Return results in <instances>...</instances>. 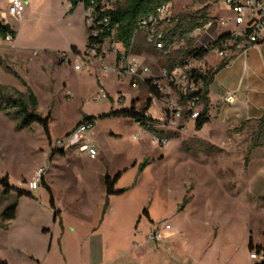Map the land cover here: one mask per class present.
I'll return each mask as SVG.
<instances>
[{
    "label": "rangeland",
    "instance_id": "374dc122",
    "mask_svg": "<svg viewBox=\"0 0 264 264\" xmlns=\"http://www.w3.org/2000/svg\"><path fill=\"white\" fill-rule=\"evenodd\" d=\"M30 2V15L24 13V21L19 22L6 10V0H0L1 21L6 20L19 36L14 46L0 38V87L13 98L26 95L30 87L38 99L37 114L51 116L49 136L39 124L18 130L17 122L0 111V179L7 177L10 185L27 188L40 165H45L47 174L39 190L24 198L9 229L3 228L0 217V257L8 264L260 262V255L259 260L250 259L249 242L264 245V159L249 168L244 162L257 124L227 132L226 125L214 118L196 129L183 114L175 126H164L166 104L155 100L154 117L150 116L168 143L161 146L159 139L129 119L104 116L113 108L130 107L133 99L143 108L150 97L145 81L118 78L112 69L104 73L105 64L117 66L115 55L114 62L106 63L82 56L85 63L93 62L80 71L75 70V58L66 65L54 62L44 49L54 46L61 34L72 31L84 49L80 17L70 12V0ZM113 2L115 7L124 0ZM206 6L210 19H228V27L234 29V14L224 4L212 6L206 0H174V22ZM217 34L212 30L159 51L140 32L130 56L135 49L151 52L153 56H145L141 63L151 68L153 76H160L179 50L199 47ZM112 43L104 46L108 53L113 51ZM208 59L219 60L213 55ZM98 76L107 92L101 101ZM84 115L95 118L93 134L102 147V159L91 160L75 145L74 160L59 147L82 124ZM237 134H242L241 139L231 138ZM118 172L115 189L124 192L110 196L105 209L102 177L107 174L112 179ZM45 185L60 210L56 216ZM16 196L5 194L0 183V216ZM166 225L172 233L167 245L148 240L153 228Z\"/></svg>",
    "mask_w": 264,
    "mask_h": 264
},
{
    "label": "built area",
    "instance_id": "2783aa9c",
    "mask_svg": "<svg viewBox=\"0 0 264 264\" xmlns=\"http://www.w3.org/2000/svg\"><path fill=\"white\" fill-rule=\"evenodd\" d=\"M206 1L215 6L224 4L234 14L236 22L234 29L227 33V38L221 39L220 37L223 35L218 36L217 34L216 37L211 36L210 41L201 43L199 47H194L206 51L207 55L202 58L191 57L183 65L177 66L171 71L164 69L160 76H153L150 67L136 60H131L130 53L132 48L129 51L125 50L123 45L117 40L118 25L110 27L111 19L106 13L115 8L113 6V0H102L99 6L92 5L89 9L85 10V23L91 42L89 49L82 56H85L89 60H102L114 54L116 56L117 66H108L105 64L104 68H102L104 73L112 69L114 73L117 72L118 78L123 79L126 76H130L144 80L145 82L150 80L151 86L161 96L160 100H155L164 101L166 104L163 109L165 116L164 126H175L183 114H186L191 121H196L199 119L203 110L202 99L206 90L204 78L208 76L210 71H214L206 63V57L213 55L222 60H227L234 55L237 49L246 51V48L243 46L244 43L254 45L264 39V0ZM27 4V0H12L8 6V12L16 19H21ZM229 22L230 20L228 19L221 18L220 20H212L209 18L204 26L196 28L180 40L187 38L189 42H192L198 36L205 35L209 31L215 30L218 33L221 27L228 26ZM173 23L175 22L171 12V3L161 5L146 18L140 20L135 37L138 33L143 32L149 45L156 50L164 51L171 49L180 41L176 40L169 46H166L164 41L165 31ZM99 39L101 41L97 42ZM6 41L12 42L13 39L8 36ZM109 43H112L111 48L113 51L108 53L104 49V46ZM81 57L76 59L75 70L77 71L87 66V63ZM64 60L66 61V57H64ZM106 96L107 92L104 88H101L98 91V100L101 101ZM233 100L234 96L231 94H228L225 98L227 103H231ZM92 128L93 126L91 124L82 123L76 131L59 142V147L66 151L75 147V145H79L80 152L86 153L91 160L97 159L98 151L94 144L87 138ZM158 143L161 146H166L167 140L161 139ZM46 174V168H40L34 178L28 182V190L33 192L38 191L42 179ZM170 229V225L164 226L163 229L153 228L147 238L150 242L160 244ZM250 258L255 261L259 260L260 257L256 252H253Z\"/></svg>",
    "mask_w": 264,
    "mask_h": 264
},
{
    "label": "trees",
    "instance_id": "16d2710c",
    "mask_svg": "<svg viewBox=\"0 0 264 264\" xmlns=\"http://www.w3.org/2000/svg\"><path fill=\"white\" fill-rule=\"evenodd\" d=\"M101 1L102 0H70V12H74L80 4L84 5L85 9H89L92 5H95L97 7L99 6ZM173 1L174 0H124V3L117 4L113 10L106 13L108 16H110L111 19L110 27H115L116 25H118L117 40L123 45L125 50L129 51L133 47V41L140 20L153 13L159 6L172 3ZM208 20V6L202 8V10L198 12L187 14L184 17L178 19L177 22H175L165 31L164 41L166 43V46L171 45L176 40L184 38L188 33L193 32L196 28L204 26L208 22ZM16 35V31L10 25L0 22V38L3 41H6L8 36H10L14 40L16 38ZM227 37L228 34H224L220 38L225 39ZM100 41V39L97 40V42ZM90 42L91 38L88 37L87 50L89 49ZM72 52L75 54H79L76 48H74ZM177 53V57H175L174 59H169L168 70L170 71L177 66L183 65L184 62L191 57L202 58L207 55L205 50L193 48L191 46L187 47L186 49L179 50ZM64 61L65 60L62 59L61 63H63ZM227 63L228 62L224 61L217 70L213 72L210 71L208 73V76L204 78L206 90L205 95L202 99L203 110L199 119L195 121L196 129H201L206 123L210 121V100L208 98L209 86L214 80L215 73L221 68L225 67ZM7 69L10 68L7 67ZM145 83L152 97L146 101V104L142 109L138 110L136 108L135 101H133L130 108L111 111L104 116L127 118L130 121L140 125L141 127H144L154 138L159 140L165 139L163 132L158 131L155 128V124L157 123V121L147 114L151 107L152 99L160 100V93L151 86L150 80H147ZM37 106L38 99L30 87H27L26 95H23L21 98H13L12 96L3 94L2 88L0 87V111L5 112L7 116L17 122L16 128L18 130L31 129L33 125L39 124L44 128L47 136H49V121L51 116L48 115L46 117H42L38 115ZM82 123H89L94 127L95 118L93 116H86ZM180 129H183V127L181 126ZM236 130H239V128ZM174 135L177 136V134ZM263 147L264 116L257 123L256 133L252 139L251 145L248 148L247 156L245 158V164L248 162L252 150ZM120 177L121 172H118L112 179L109 176H106L104 178V186L106 191L105 209L108 207V199L110 196L124 192V190L115 189V185L117 184ZM0 183L4 186L5 194L15 192L17 195L15 201L10 204L0 216L3 223L2 226L6 229L9 223L14 221L17 217V207L19 205V199L21 197H32V194L28 190L10 185L7 177L0 179ZM46 188L50 193V205L54 210L56 216L59 214V211L55 208L53 193L47 186ZM144 214L148 215L146 210L144 211ZM249 250L251 252L256 251V253L261 256L259 260L260 262H258L257 264H264V245L254 246L252 244V240H250ZM0 264L8 263L0 257Z\"/></svg>",
    "mask_w": 264,
    "mask_h": 264
},
{
    "label": "crops",
    "instance_id": "0c3cea01",
    "mask_svg": "<svg viewBox=\"0 0 264 264\" xmlns=\"http://www.w3.org/2000/svg\"><path fill=\"white\" fill-rule=\"evenodd\" d=\"M11 1L12 0H6V10H8V6H9ZM27 1H28V4H27V7H26L24 13L27 12V15L28 14L30 15L31 11L28 10V7L31 5V2H30V0H27ZM211 5L215 6L213 4H211ZM0 10H1V7H0ZM85 10L86 9H85L84 5H82V4H80L75 10V14L77 16L79 15L80 21H81L80 28H81V32L84 36V39H83V44L85 46L84 49L82 50L79 47L78 43L75 41V36L73 35L72 31L67 32V34L66 33L61 34L55 40V42L53 44L54 46H52L50 48L47 47L44 49V52L47 54L48 57H53L54 62H57L58 64L66 65L68 63H71L72 58L77 59L78 57H81L82 55L85 54V52L87 50V42H88V31H87V27H86V23H85ZM72 17H73V15L70 16V18H72ZM24 19H25V15L23 14V17L21 19H18V21L21 22V21H24ZM235 20H236V18H235ZM0 22H3L5 24L10 25L6 20L1 21V19H0ZM10 26L12 27V25H10ZM228 26H225L223 29H220V31L218 32V36L227 34L228 32L232 31V29L229 28ZM18 41H19V36L17 34L16 38L12 42H7V43H11L12 46H14ZM134 42H135V38H134L133 44H134ZM243 46L246 48V51H244L243 49H237L235 51L234 55L227 60H221L219 58V60L217 62L213 63V62L209 61V59H208L209 55L206 57V63H208V65L211 68H213L214 71L217 70L218 67L224 61L228 62L225 67L221 68L220 70H218L215 73L214 80L211 83V85L209 86V93H208V98L210 100V106H209L210 120L215 118V119H218L219 121H221L223 124L226 125L227 132H229L231 130L238 129L243 124L249 123V124L255 125L264 116V39L257 44L248 45V43H244ZM74 48H76V50L79 52V54H75L72 52V50ZM139 50L135 49V53L131 56V58H133V60L141 62V60L143 58H145V56H151V57L153 56V54L151 52L146 53V52H140ZM39 54H40L39 51L35 52V56H38ZM64 57H66V61L61 63V60L64 59ZM114 57H115L114 54L108 56L105 60V63L108 60H111L112 62H114L115 61ZM92 62L87 63V65H91ZM112 64L113 63H111V65ZM98 81L100 82L101 87L104 88V86L101 84V80L99 79V76H98L97 83H99ZM149 94H150L149 98H151L152 95L150 92H149ZM228 94H231L234 96V100L231 103H227L225 101V98ZM108 97H110L109 94H108ZM110 98L114 101V99L112 97H110ZM133 101H135V103H136V99H133L132 102ZM156 103L157 102L155 101V99H152L151 107L147 113L148 115L153 116V111L156 107L155 106ZM131 105H132V103H131ZM131 105H130V107H131ZM130 107H128V108H130ZM136 108L138 110H140L137 107V105H136ZM115 110H121V109H114L113 108L111 111H115ZM86 116H90V115H84L83 120ZM83 120H82V122H83ZM191 122H195V121H191ZM94 128H95V126L89 131L87 138L90 140V142L92 144H94V146L96 147V149L98 151V156H100L99 158L102 159L103 158L101 156L102 155V150H101L102 147L100 146L98 140L96 138H94V134H93ZM241 136H242V134H237L231 138L238 137V139H241ZM63 151L66 152V154L68 155L67 157L73 156V159L75 160V150L74 149H72V150L70 149V150H66V151L63 150ZM97 159H98V157H97ZM97 159H95V160H97ZM263 159H264V147L254 149L251 152L250 157L248 159V162L245 165H247L249 168L255 162H261V161H263ZM44 167H45L44 164L40 165L35 170V173L40 168H44ZM106 176H108V175L106 174ZM106 176L103 175V177H102V184H103L104 188H105L104 178ZM19 186H20V188L23 187L20 184H19ZM22 189L28 190V188H22ZM28 191L33 196V191H30V190H28ZM53 197H54V195H53ZM24 198H26V197H21L19 199V205L17 207L16 219L19 216V211H20V208L22 206V202H23ZM54 202H55V198H54ZM55 208L57 209L56 204H55ZM58 211L60 214V210H58ZM16 219L14 221H16ZM148 220L150 222H152V220L150 219V216H148ZM14 221L10 222L6 229H9ZM171 237H172V233L170 231L167 232V236L162 240L161 243L163 245H167L168 241L171 239ZM161 243L157 244V245L159 246V245H161ZM163 245L161 247H163ZM252 261H254V260H252ZM37 263L40 264L39 261H37ZM89 264H102V263L90 262Z\"/></svg>",
    "mask_w": 264,
    "mask_h": 264
}]
</instances>
